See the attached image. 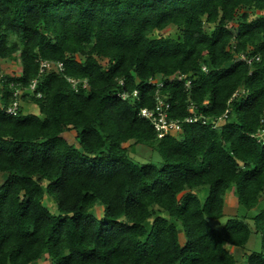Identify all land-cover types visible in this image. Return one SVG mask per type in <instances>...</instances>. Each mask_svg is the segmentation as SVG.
I'll use <instances>...</instances> for the list:
<instances>
[{"label": "trees", "instance_id": "16d2710c", "mask_svg": "<svg viewBox=\"0 0 264 264\" xmlns=\"http://www.w3.org/2000/svg\"><path fill=\"white\" fill-rule=\"evenodd\" d=\"M157 96L180 131L139 115ZM263 115L264 0H0V264H236L252 233L264 264Z\"/></svg>", "mask_w": 264, "mask_h": 264}, {"label": "rangeland", "instance_id": "374dc122", "mask_svg": "<svg viewBox=\"0 0 264 264\" xmlns=\"http://www.w3.org/2000/svg\"><path fill=\"white\" fill-rule=\"evenodd\" d=\"M230 24L235 26V24H233V23H229V26H230ZM208 28L209 27L205 24L204 25L205 31H207ZM152 36L153 37H158V36L176 37L177 36V29L173 26H168L161 31H154ZM1 66H2L4 73H7V74L17 73V72H19V69H20V65H19V62L17 60H4L2 62ZM22 106H23L24 113H30V112L37 113L38 112L37 107L35 105H33V103H24V104H22ZM223 122H224V119H220V120L216 121V124H217V126H219ZM72 133L75 134V131H72ZM124 146H126L128 148L129 155L134 160H136L140 163H144V162H148V161H157L160 159L158 152L146 144L134 143L133 140H129L128 142H126L124 144ZM3 178H4V175H0V179H3ZM206 192H207L206 189H204V190L198 191L197 193L201 198H204ZM235 199H236V197L233 196V198H230V199H228V201H226V205L224 207V209H225L224 216L234 215L235 213H236V215L238 214V216L242 215V213L244 211V207H242V206H240V207L237 206L235 208L236 212L232 211V208L234 206H236V200ZM43 203L48 207V209L52 213H56V203L50 196L45 195V197L43 199ZM259 204L263 207L264 201L261 200L259 202ZM92 211L96 214H98V213L100 214L102 211V208L95 206L94 209H92ZM221 220L223 221L224 219H221ZM212 222H214L213 224H218V223H215L214 220H212ZM228 249L231 252H233L234 257L237 259L236 264H245V259L243 258L244 254L249 253V252L259 251L261 249L260 236H259V234L252 233L249 237V240L247 241V243L242 248L234 247V246H228ZM41 261L46 263L48 261V259L46 257H43L41 259Z\"/></svg>", "mask_w": 264, "mask_h": 264}, {"label": "built area", "instance_id": "2783aa9c", "mask_svg": "<svg viewBox=\"0 0 264 264\" xmlns=\"http://www.w3.org/2000/svg\"><path fill=\"white\" fill-rule=\"evenodd\" d=\"M59 67L61 65V63L57 64ZM54 64L52 62L49 61H42L40 63V69L42 70L43 68H51L53 67ZM204 69V67H203ZM181 76H178V79H180ZM156 83V80H155ZM163 83L159 82V86H162ZM186 85H189V82L186 83ZM34 87V83H32L31 88ZM123 95V94H121ZM235 96V94L233 95ZM19 103L17 100H13L11 105H9L6 108V111L8 113L11 114H16L18 107H19ZM170 109V103L168 101H166L163 97L161 96H157L156 98V104L154 105L153 108L148 109V108H141L139 110V115L148 119L156 133L158 137H162L165 136L166 134H170V133H174V132H178L181 129V123L178 119H174V118H170L168 115V111ZM188 111L190 113V115H188L184 121L186 122H195L200 118V112L198 114L197 112V108L193 103H190V105H188ZM225 117V116H224ZM224 117H219L216 121L220 120V119H224ZM206 120H203V123H205ZM214 126L217 127L216 122L214 123ZM257 141H259L262 145H264V115L261 118V125L260 127L257 129L256 133L253 135Z\"/></svg>", "mask_w": 264, "mask_h": 264}, {"label": "crops", "instance_id": "0c3cea01", "mask_svg": "<svg viewBox=\"0 0 264 264\" xmlns=\"http://www.w3.org/2000/svg\"><path fill=\"white\" fill-rule=\"evenodd\" d=\"M230 198H233V195L230 193V192H227L226 193V195H225V198H224V207H225V205H226V201H228V199H230ZM236 200V199H235ZM262 201H264V199L262 198L261 199ZM237 206H239V205H237V200H236V206H234L233 208H232V211H235V208L237 207ZM262 207L259 203H258V207ZM224 207H223V213L225 214V209H224ZM240 207V206H239ZM236 212V211H235Z\"/></svg>", "mask_w": 264, "mask_h": 264}, {"label": "bare ground", "instance_id": "6f19581e", "mask_svg": "<svg viewBox=\"0 0 264 264\" xmlns=\"http://www.w3.org/2000/svg\"><path fill=\"white\" fill-rule=\"evenodd\" d=\"M22 105V104H21Z\"/></svg>", "mask_w": 264, "mask_h": 264}]
</instances>
